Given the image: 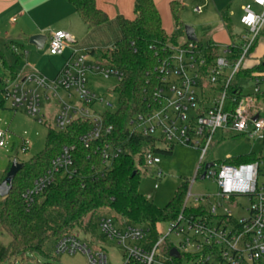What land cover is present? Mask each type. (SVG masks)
<instances>
[{
    "label": "built area",
    "instance_id": "built-area-1",
    "mask_svg": "<svg viewBox=\"0 0 264 264\" xmlns=\"http://www.w3.org/2000/svg\"><path fill=\"white\" fill-rule=\"evenodd\" d=\"M252 1L242 8L240 22L244 30L237 34L238 40L228 45L214 62L208 63L199 40L186 39L170 44L171 55L157 67L156 106L148 113L138 114L130 123L131 129L168 144L196 148L201 152L200 162L177 217L168 221L164 234L157 226L156 241L145 227L127 225L110 216L99 220L101 236L125 246L123 264H264V153L252 154L254 158L248 162L206 161L218 130L247 134L262 143L264 152V74L248 78L254 81V88L247 95L237 77L247 68V58L264 30V0ZM253 5L260 9L257 11ZM203 9L204 5H198L194 12L202 13ZM234 46L241 48L236 60L231 58ZM67 48L72 49V56L55 77L23 69L5 70L0 73V89L10 108H24L39 123L47 122L45 110L54 103L55 129L59 131L76 120L91 121L92 128L81 135L80 141L88 149L96 145L104 166L97 174L104 175L123 148L103 139L112 131L111 126H105L103 116L112 104L97 111V102L103 103L104 99L89 87L88 77L93 74L114 78L119 83L124 74L119 68L94 61L88 52H80L70 32H52L49 53L61 55ZM8 144L9 136L0 130V148H8ZM30 144L28 139L24 140L21 151H30ZM75 150V145H65L51 167L26 190L24 199L28 207L35 204L37 196L58 175L70 178L76 173ZM144 162L147 168H155L158 179L162 177V171L156 168L161 163L158 152L148 149ZM203 174L204 179L211 178L217 184L214 193H193L195 180ZM241 197L248 198V206L241 204ZM232 206L243 208L244 215L236 217ZM80 234L73 232L62 237L56 244V253L81 251L88 255L90 264H108L106 253L102 249L94 251L87 237L82 240Z\"/></svg>",
    "mask_w": 264,
    "mask_h": 264
},
{
    "label": "trees",
    "instance_id": "trees-1",
    "mask_svg": "<svg viewBox=\"0 0 264 264\" xmlns=\"http://www.w3.org/2000/svg\"><path fill=\"white\" fill-rule=\"evenodd\" d=\"M67 1L76 8L88 29L109 21V15L97 6L96 0ZM182 8L180 2H171L177 28L185 35L184 25L180 21ZM118 21L123 37L111 47L93 48L87 52L94 61L119 68L124 74L114 88L118 95V108L108 109L103 114L105 126L112 127L111 133L103 139L121 146L123 153L113 161L104 175L97 174L104 166L96 145L88 149L80 141L81 135L90 130L93 123L76 120L64 131L50 126L46 148L28 162L22 163L23 167L14 179L13 189L0 201V229L11 238L0 255V262L12 264L17 256L25 258L27 253H39L55 262L60 255L56 253L55 247L62 237L83 232L94 238L98 222L103 216H110L127 225L145 227L150 238L156 241L158 224L175 219L181 209L189 181L183 183L165 207L158 206L140 189L142 173L152 170L145 166L144 153L148 149L172 153L174 144L134 131L130 125L138 114L148 113L156 106L154 92L159 83L157 67L171 55L170 44L176 45L178 38L164 28L154 0H135L134 19L119 16ZM6 47L14 55L16 64L25 60L27 52L21 43H7ZM202 50L206 53L208 63L221 55L219 46L213 42L202 44ZM231 50V58L236 60L241 48L234 46ZM0 62L6 70H17L6 61L1 48ZM256 73H264V63L242 69L237 77L250 78ZM6 104L0 89V108L6 107ZM160 143L165 147L159 148ZM65 145L76 146V173L70 178L58 175L53 184L37 196L35 204L28 207L24 193L51 167L52 161ZM253 158L254 155L247 154L232 161L248 162ZM142 168H145V172Z\"/></svg>",
    "mask_w": 264,
    "mask_h": 264
},
{
    "label": "rangeland",
    "instance_id": "rangeland-1",
    "mask_svg": "<svg viewBox=\"0 0 264 264\" xmlns=\"http://www.w3.org/2000/svg\"><path fill=\"white\" fill-rule=\"evenodd\" d=\"M242 3L243 0H233L231 6L233 11V14H231L232 28L228 26L223 27L220 22L208 28L202 23L199 24L200 15L189 9L188 15L185 14L184 17H187L190 21H194L196 25L199 24V26H197L198 28H196V33L199 42L202 44L207 43L214 31L220 30L221 35L218 36L215 42L219 44H217L219 46V53L222 54L226 48L223 43L226 41V38L229 37V40L236 41L238 40L237 34L244 30L240 22ZM256 10L258 11V8H256ZM188 20L185 25L188 24ZM188 25L194 26L192 22ZM172 31L177 36L179 42L185 41L184 34H182L180 29L175 28ZM20 43L27 52L25 60L20 64H16L11 51L0 43V48L9 64L14 65L17 70L24 68L27 62L28 67L32 69L36 67L40 68V65H44L47 68L45 71L46 74L54 76L57 73L58 66L55 64L54 55L49 53L48 46L39 49L36 45L29 43V41ZM66 51L70 53L69 49H66L65 52ZM80 52H87V50H80ZM252 54L253 52L249 54L246 63L252 61ZM262 61L264 62V57ZM5 70L6 69L0 62V73L3 74ZM88 78L89 87L95 91L100 98L104 99L103 103L97 102L95 106L97 111L102 112V110L106 109L108 103L112 104V110H116L119 106L118 95L114 90L117 81L114 78L106 79L102 76L93 74H90ZM238 80L243 86V93L245 95L253 92L254 81L244 77ZM1 86L2 84L0 83V87ZM262 88L264 89V83L262 84ZM50 105L51 106L47 107L45 110V114L48 115L46 123H39V121L28 114L24 108L16 110L10 108L8 105L4 108H0V130L4 131L9 136L8 148H0V181L4 179L11 161L17 160L21 164L26 163L33 156L41 153L46 148L50 126L55 128L56 106L54 103ZM26 139L30 141L32 148L28 152H22L21 146ZM159 145L162 148L165 147V145ZM254 153L258 156L264 153L262 150V143L259 140L250 138L247 134H237L232 131L218 130L214 135L213 142L206 156V161L227 162L239 156ZM159 155L161 157V163L158 164L156 168L162 171V177L160 179L157 178L155 168H152V170H149L147 173H142L140 189L144 195L153 200L158 206L165 207L175 197L185 181H190L191 183L194 180L200 162L201 152L190 146L175 144L172 153L160 152ZM142 170L145 172V168H142ZM156 184L158 188L155 187ZM192 190L193 193H214L217 190V184L211 178L200 179V177H198L193 184ZM2 199L3 197L0 196V201ZM240 200L242 205H249L247 197H241ZM231 210H233L236 217H241L245 213L243 208L237 209L234 206H232ZM158 229L161 233H166L168 222L160 223ZM80 235L82 240L88 237L86 240H88L89 246L94 251L102 249L106 253L108 264L124 263V256L126 254L124 245L102 238L98 229L95 230V235L92 239L90 238L93 236L90 237V235H85L83 232H81ZM10 239V236L0 229V253H2V249L6 247ZM58 256L59 259L57 261L51 262L39 253H27L25 258L21 255L17 256L13 259L12 264H90L88 255L81 251L76 253L63 252ZM0 264L10 263L4 261L0 262Z\"/></svg>",
    "mask_w": 264,
    "mask_h": 264
},
{
    "label": "crops",
    "instance_id": "crops-1",
    "mask_svg": "<svg viewBox=\"0 0 264 264\" xmlns=\"http://www.w3.org/2000/svg\"><path fill=\"white\" fill-rule=\"evenodd\" d=\"M172 1L174 0H154L160 11L162 24L171 35L174 34L172 30L177 28L174 15L171 10ZM176 1L180 2L183 7L180 12V21L184 26L188 20L187 17H184L185 14L188 15V9L194 12L195 6L204 5L202 13L194 12L200 15V20L198 21L199 24L202 23L204 26L210 28L214 26L215 23L220 22L223 27L228 26L232 28L231 14H233V11L231 6L233 4V0ZM252 3V0H243L241 8H243L246 4ZM96 4L109 15V21L92 29H88L76 8L67 0H0V43L6 47L7 43L29 41L31 36L42 34L47 36L44 45L45 47L49 46V37L52 32L63 30L70 32L73 35L76 40V47L79 51L93 48L111 47L123 37L118 17L123 16L127 19H134L135 0H96ZM253 7L254 9H260L256 5H253ZM241 11L243 13V9H241ZM191 22L194 24L195 27H193L196 31L199 24L197 23L198 25H196L194 21L188 20V24ZM220 35V30L214 31L212 33V37L207 41V43L213 42L217 45L218 43L215 42V40L217 41L218 36ZM184 37L186 41V35H184ZM233 42V40L231 41L229 40V37H227L226 41L223 43L225 44V47H227ZM67 49H69L70 53H67L66 51L61 55H54L55 64L58 66V71L54 76L46 74L45 71L47 68L44 65H40V68L36 67L34 70L28 67L27 62L22 69L25 72L37 71L49 77H55L60 72L66 61L72 56V49ZM263 57L264 36L259 39L257 47L254 49L252 54V61L247 62L246 67L250 68L260 63H264L262 61ZM4 249L5 247L2 250L4 251ZM1 254L2 253H0V255Z\"/></svg>",
    "mask_w": 264,
    "mask_h": 264
},
{
    "label": "water",
    "instance_id": "water-1",
    "mask_svg": "<svg viewBox=\"0 0 264 264\" xmlns=\"http://www.w3.org/2000/svg\"><path fill=\"white\" fill-rule=\"evenodd\" d=\"M185 35L188 40L198 41V36L195 31V28L192 25L184 26ZM47 36L42 34L33 35L29 38V43L36 45L39 49H42L45 45ZM210 164H208L209 166ZM207 166V167H208ZM23 167V164L19 163L17 160L13 161L12 166L10 167L5 178L0 181V196L5 198L9 195L14 186V179L18 171ZM205 178V174L201 176V179ZM172 253H175V250H172Z\"/></svg>",
    "mask_w": 264,
    "mask_h": 264
}]
</instances>
